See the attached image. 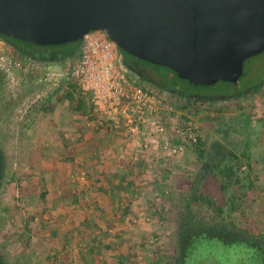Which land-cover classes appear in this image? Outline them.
Wrapping results in <instances>:
<instances>
[{
  "label": "flooded vegetation",
  "instance_id": "obj_1",
  "mask_svg": "<svg viewBox=\"0 0 264 264\" xmlns=\"http://www.w3.org/2000/svg\"><path fill=\"white\" fill-rule=\"evenodd\" d=\"M78 57L72 44L44 48L0 43V264H26L7 245L5 205L23 163L30 121L69 81L65 76L66 82L53 89L45 82L55 78L46 73L67 74ZM124 64L130 84L189 117L195 126V142L175 178L176 191L163 217V229L167 225L174 230L177 249L166 263L264 264V197L251 188L240 192L245 182L254 183V167L263 161V132L256 128L261 120L254 103L264 94V76L239 87L242 70L235 82L200 86L137 59ZM217 83L223 84L220 90H215Z\"/></svg>",
  "mask_w": 264,
  "mask_h": 264
},
{
  "label": "water",
  "instance_id": "obj_2",
  "mask_svg": "<svg viewBox=\"0 0 264 264\" xmlns=\"http://www.w3.org/2000/svg\"><path fill=\"white\" fill-rule=\"evenodd\" d=\"M96 31L115 43L125 75V60L133 58L193 85L235 82L244 60L264 50V0H0L3 42L74 44L79 55ZM65 82L45 84L55 89ZM173 231L165 233L170 259L177 250Z\"/></svg>",
  "mask_w": 264,
  "mask_h": 264
},
{
  "label": "crops",
  "instance_id": "obj_3",
  "mask_svg": "<svg viewBox=\"0 0 264 264\" xmlns=\"http://www.w3.org/2000/svg\"><path fill=\"white\" fill-rule=\"evenodd\" d=\"M87 117L90 108L80 111L79 126L64 134L72 144L58 147L51 136L50 143L27 146L29 183L37 190L44 184L38 196L45 201L34 218H43V243L37 228L29 235L31 248L43 244L44 264H160L161 246L154 244L153 233H163V222L157 217L159 224L151 223L140 189L159 178V165L132 162L134 145L121 134L86 127Z\"/></svg>",
  "mask_w": 264,
  "mask_h": 264
},
{
  "label": "rangeland",
  "instance_id": "obj_4",
  "mask_svg": "<svg viewBox=\"0 0 264 264\" xmlns=\"http://www.w3.org/2000/svg\"><path fill=\"white\" fill-rule=\"evenodd\" d=\"M264 64V51L254 57L248 58L243 62V73L240 79L238 80L237 85L239 87H244L245 85L254 84L259 82V80L264 76V69L261 67ZM54 67H59L57 64H53ZM57 71L58 69L55 68ZM221 83H217L215 90H220L222 88ZM233 89V88H232ZM82 103L83 110L81 111L76 105ZM91 110V103L88 96H83L80 94L77 88L72 84V81H68L65 86L56 91L51 97L46 99L45 104H43L37 111L34 120H31L28 131L25 134V145L27 146L39 145L51 142V136L54 137L53 145H64L72 144L68 139L64 137V134H70L71 130L77 128L80 124V111L85 112ZM258 108L260 111V123L256 125V128L261 127V132H263L261 149L264 150V94L256 99L254 103V109ZM177 113L172 111H163V118L168 120V118H173ZM185 119L184 115L178 117L176 123L170 122L166 125L168 129L169 136L174 139L176 135L175 132L183 131L184 127L182 123ZM203 128V124L201 125ZM122 136V135H121ZM123 137V136H122ZM121 137V139H123ZM174 141V140H173ZM190 153V146L185 147V149L166 160V158L161 159L160 156L155 158V162L158 163L159 167V178L155 183L148 184L149 192L155 193V196H152L148 192L145 185L141 186V192L145 194L148 199V217L153 225L156 223L157 217L159 222H163V217L166 214L168 204L171 200L170 195H174L176 191L177 183H175V178L178 175L180 168L186 162L187 156ZM262 153L263 161L260 166L254 167L253 174L255 175V180L253 182H245L244 190H241L242 193L245 190L251 188V192L260 194L264 197V152ZM25 156V155H24ZM23 156V163L20 167V173L17 179L15 180V186L8 195L7 200V245L12 250V253L18 254L22 261L26 264H44L43 258L44 253L40 251L43 250V235L40 231L44 228L43 218L34 222V218L39 219L38 213L36 210L45 203V201L38 196V190L43 191L44 184L41 185V188L37 190L36 185L29 183L30 177L33 175L31 168H27L26 157ZM151 174H154L156 171H153L155 168H151ZM41 175V174H39ZM243 188V187H242ZM144 191V192H143ZM35 192V193H33ZM260 203V202H259ZM149 210V211H148ZM36 213V214H33ZM168 215V212H167ZM166 220V218L164 219ZM158 222V221H157ZM9 224V225H8ZM39 225V226H38ZM40 233L42 236L38 237L39 241L42 242L38 248L34 249L31 246L34 244L31 241V237L34 233ZM41 228V229H40ZM167 230V225L165 226ZM166 230L163 229V233L156 232L154 236H157V246H161L159 254H161V263L167 264L168 257V241L166 236ZM162 239V242H161ZM160 241V242H159ZM31 243V244H30ZM38 255H35V254ZM40 259V260H39ZM38 260V261H37ZM38 262V263H37Z\"/></svg>",
  "mask_w": 264,
  "mask_h": 264
},
{
  "label": "built area",
  "instance_id": "obj_5",
  "mask_svg": "<svg viewBox=\"0 0 264 264\" xmlns=\"http://www.w3.org/2000/svg\"><path fill=\"white\" fill-rule=\"evenodd\" d=\"M118 56L115 43L104 31H96L85 38L79 57L67 74L47 72L46 76H66L81 95L88 96L92 111L85 126L121 134L136 148L131 157L134 163L156 161L159 156L168 160L193 145L196 138L193 121L185 116L184 130H177L172 139L166 125L168 120L176 123L181 115L177 113L166 121L162 112L171 110L155 96L127 81ZM254 112L261 118L258 108Z\"/></svg>",
  "mask_w": 264,
  "mask_h": 264
},
{
  "label": "trees",
  "instance_id": "obj_6",
  "mask_svg": "<svg viewBox=\"0 0 264 264\" xmlns=\"http://www.w3.org/2000/svg\"><path fill=\"white\" fill-rule=\"evenodd\" d=\"M9 42H14V41H9ZM15 43H17V42H15ZM28 45H31V44H28ZM72 45L75 47V50L77 51V47H76L74 44H72ZM44 48H48V47H44ZM76 61H77V60H76ZM75 63H76V62H75ZM75 63H74V64H75ZM76 107H78L81 111L84 109L82 103H80L79 106H78V104H77ZM90 111H92V108H91Z\"/></svg>",
  "mask_w": 264,
  "mask_h": 264
}]
</instances>
